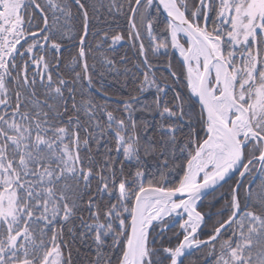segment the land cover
Instances as JSON below:
<instances>
[{"label":"snow or ice","instance_id":"1","mask_svg":"<svg viewBox=\"0 0 264 264\" xmlns=\"http://www.w3.org/2000/svg\"><path fill=\"white\" fill-rule=\"evenodd\" d=\"M0 264H264V0H0Z\"/></svg>","mask_w":264,"mask_h":264},{"label":"trees","instance_id":"2","mask_svg":"<svg viewBox=\"0 0 264 264\" xmlns=\"http://www.w3.org/2000/svg\"><path fill=\"white\" fill-rule=\"evenodd\" d=\"M122 51V50H121ZM129 55H131V53H129Z\"/></svg>","mask_w":264,"mask_h":264}]
</instances>
